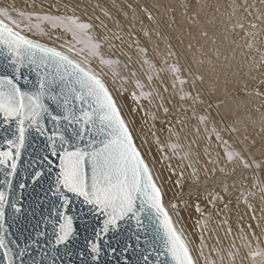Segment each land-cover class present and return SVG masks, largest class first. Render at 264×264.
<instances>
[{"label":"bare ground","instance_id":"1","mask_svg":"<svg viewBox=\"0 0 264 264\" xmlns=\"http://www.w3.org/2000/svg\"><path fill=\"white\" fill-rule=\"evenodd\" d=\"M4 7L17 29L104 77L197 264H264V97L256 94L264 92V0H0ZM46 15L92 28L73 39L71 20L53 28ZM89 36L113 63L88 54Z\"/></svg>","mask_w":264,"mask_h":264},{"label":"snow or ice","instance_id":"2","mask_svg":"<svg viewBox=\"0 0 264 264\" xmlns=\"http://www.w3.org/2000/svg\"><path fill=\"white\" fill-rule=\"evenodd\" d=\"M0 15L6 16L11 22L5 23L0 19V54L10 61L17 74L21 67L34 65L40 75L38 89L34 92L22 91L11 75L0 76V114L7 121L15 120L18 132L15 139L6 141L8 149L0 151V165L9 169L7 176L16 174L20 150L25 146L28 131L34 128L47 139L46 150L49 156L42 157L41 162L51 165L50 157L58 158V173L52 182L53 186L44 195L50 193L57 197L60 207L66 211L70 210L73 196L82 198L83 204L106 217L101 229L103 233H107L110 226H116L118 221L126 217H135L140 225L142 214L148 211L158 225L156 231L161 234L160 238L174 264H196L188 244L165 207L161 188L154 180L105 81L66 51L41 44L18 31V22L9 14L7 7L0 8ZM24 15L20 13V16ZM43 19L50 21L53 28L71 20L74 28L66 30L73 32V39H76L77 32L87 35L86 30L92 28L88 23H75L79 19L75 17L46 15ZM238 26L242 28L243 24ZM77 42L85 43L83 39ZM88 43V54L92 57L100 56L99 42H93L89 36ZM65 44L71 52L84 51L83 48L71 46V41ZM100 62L113 63L102 56ZM256 94L264 97V92L257 91ZM45 97L56 101L63 112L52 114L49 105L45 103ZM46 116L51 118L56 128L49 130L43 125ZM60 122H66L71 127L70 136L60 130ZM261 131L264 132V128ZM240 155L236 153L237 157ZM234 158L231 153L228 154L229 160ZM255 166L259 169L262 164L256 163ZM244 167L251 165L245 162ZM44 174L42 170L31 173L34 181H38ZM5 183L10 185L7 180ZM20 187L24 188L25 185L21 184ZM7 203L8 195L0 191V225L5 220ZM13 207L16 212H21L19 206ZM73 219L72 215L59 214L58 220L54 222L57 228L54 234L56 246L67 245L76 234ZM37 235L44 236L45 232L41 231ZM89 246L92 260H99L102 251L99 240L89 242ZM0 249L5 250L7 264H16V257L3 235H0ZM112 251L115 252V249ZM19 255L22 257L24 252L21 251ZM78 255L85 257L84 252ZM52 264H56V261L53 260Z\"/></svg>","mask_w":264,"mask_h":264},{"label":"water","instance_id":"3","mask_svg":"<svg viewBox=\"0 0 264 264\" xmlns=\"http://www.w3.org/2000/svg\"><path fill=\"white\" fill-rule=\"evenodd\" d=\"M0 19L3 18L0 16ZM3 20L5 23H9L5 19ZM17 30L20 31L19 29ZM29 37L37 40L31 36ZM37 41L41 44L54 46L44 41ZM66 52L83 66L90 67L68 51ZM92 70L105 81L113 98L116 100L117 106L121 110V115L129 125L107 81L97 71ZM2 75H11L22 91L34 92L38 89L40 75L34 65L21 67L20 73L17 74L10 61L0 54V76ZM45 103L49 105L52 114H61L63 112L62 107L56 101L45 97ZM43 125L49 130L57 127L51 118L47 116L43 121ZM59 127L60 130L65 131L66 135H71L72 129L66 122H60ZM129 129L132 131L130 125ZM17 135L16 121H7L0 114V151H6L9 147L6 141L15 139ZM133 137L152 171L154 180L161 188L134 133ZM46 144V136L42 137L34 128L30 129L27 133L25 146L20 150L21 154L16 174L7 176L9 169L5 165H0V191H5L8 195L5 220L0 225V235H3L8 242L12 254L16 257V264H52L53 260L56 261V264H174L171 255L167 253L160 238L161 234L156 231L158 225L148 211L142 214V224L140 225L137 224L135 217H126L118 221L116 226H110V230L107 233H103L101 229L106 217L91 206L83 204L82 198L73 196L70 210L66 211L60 207V201L57 197L51 196L50 193L44 195L49 187L53 186L52 182L58 173L57 157H50L51 165L48 162H41L42 157L49 156ZM34 170H42L45 174L38 181H34L31 175ZM6 180L10 182V185L5 183ZM21 184L25 185V187L21 188ZM164 204L168 208L165 200ZM13 205L19 206L21 212H16ZM137 206H140L139 202ZM60 213L73 216L76 234L67 245L56 246L54 234L57 228L54 222L58 220ZM169 213L172 216L170 210ZM172 220L177 230L181 233L174 222L173 216ZM41 231L45 232L44 236L37 235ZM182 236L188 244L183 234ZM96 239L101 243L102 251L100 259L94 261L89 254L91 251L89 242ZM34 241L35 243H33ZM112 249H115V252ZM189 249L191 251L190 246ZM21 251L24 252L22 257L19 255ZM80 252H84L85 257H80L78 255ZM192 256L195 260L193 253ZM0 264H7V256L4 249H0Z\"/></svg>","mask_w":264,"mask_h":264}]
</instances>
